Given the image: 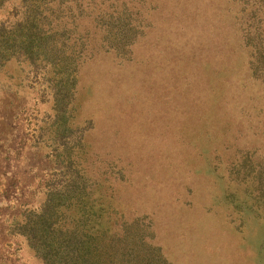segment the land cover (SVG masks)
Instances as JSON below:
<instances>
[{
    "label": "rangeland",
    "instance_id": "1",
    "mask_svg": "<svg viewBox=\"0 0 264 264\" xmlns=\"http://www.w3.org/2000/svg\"><path fill=\"white\" fill-rule=\"evenodd\" d=\"M126 1L142 27L135 59L99 36L66 133L45 69L2 61L0 264H42L16 225L78 170H108L106 205L148 223L170 264H264V214L234 182L235 160L264 157V84L236 26L250 0ZM22 13L0 0V24ZM68 149L80 162L68 166Z\"/></svg>",
    "mask_w": 264,
    "mask_h": 264
},
{
    "label": "trees",
    "instance_id": "2",
    "mask_svg": "<svg viewBox=\"0 0 264 264\" xmlns=\"http://www.w3.org/2000/svg\"><path fill=\"white\" fill-rule=\"evenodd\" d=\"M18 1L22 15L0 24V66L4 60L15 59L45 69L52 83L58 125L66 133L73 128L75 99L83 64L90 58L86 57L88 51L100 45V36L105 53L131 64L135 57L128 58V53L138 43L141 24L126 0ZM250 2L251 6L240 9L236 26L240 25V41L249 50V73L264 84V26L259 25L264 0ZM199 57L196 53L190 59ZM71 153L68 149V166L80 162ZM61 162L63 166V159ZM107 173L103 170L100 177L91 180V175L78 170L69 175L66 184L47 192L39 210L22 213L16 232L26 238L42 264H170L152 242L148 223L140 217L126 219L106 205L108 198L102 187L109 179ZM234 182L249 190L264 214V157L242 155L235 160ZM95 191L100 193L95 195Z\"/></svg>",
    "mask_w": 264,
    "mask_h": 264
}]
</instances>
